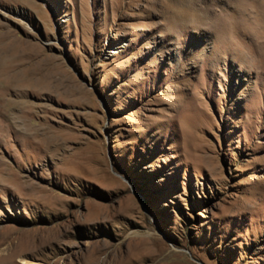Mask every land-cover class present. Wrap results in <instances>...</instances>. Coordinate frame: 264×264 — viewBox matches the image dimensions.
<instances>
[{
	"label": "rangeland",
	"instance_id": "374dc122",
	"mask_svg": "<svg viewBox=\"0 0 264 264\" xmlns=\"http://www.w3.org/2000/svg\"><path fill=\"white\" fill-rule=\"evenodd\" d=\"M6 166L0 264H264V0H0Z\"/></svg>",
	"mask_w": 264,
	"mask_h": 264
},
{
	"label": "clouds",
	"instance_id": "9594fccd",
	"mask_svg": "<svg viewBox=\"0 0 264 264\" xmlns=\"http://www.w3.org/2000/svg\"><path fill=\"white\" fill-rule=\"evenodd\" d=\"M217 42L221 49H228L236 44V37L229 21H224L217 26Z\"/></svg>",
	"mask_w": 264,
	"mask_h": 264
},
{
	"label": "bare ground",
	"instance_id": "6f19581e",
	"mask_svg": "<svg viewBox=\"0 0 264 264\" xmlns=\"http://www.w3.org/2000/svg\"><path fill=\"white\" fill-rule=\"evenodd\" d=\"M20 13V12H19ZM27 121V120H26ZM56 138V137H55ZM57 140V139H56ZM5 167V166H4ZM0 172L2 175H4L2 178V180L4 182L8 181V183L11 184V182L14 180L15 181V177L13 176L14 173L11 172V169L9 167L6 166V168H0Z\"/></svg>",
	"mask_w": 264,
	"mask_h": 264
}]
</instances>
